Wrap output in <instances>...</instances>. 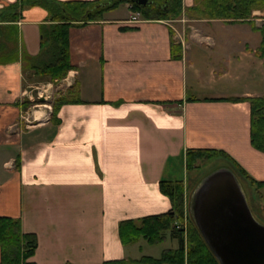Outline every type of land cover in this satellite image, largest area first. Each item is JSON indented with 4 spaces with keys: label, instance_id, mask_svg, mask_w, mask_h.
Listing matches in <instances>:
<instances>
[{
    "label": "crops",
    "instance_id": "crops-1",
    "mask_svg": "<svg viewBox=\"0 0 264 264\" xmlns=\"http://www.w3.org/2000/svg\"><path fill=\"white\" fill-rule=\"evenodd\" d=\"M15 1L0 0V8ZM195 3L182 0L184 9ZM252 14L259 26L263 13ZM52 23L46 9L23 8L15 22L17 60L0 63V216L19 218L22 231L35 234L29 264L158 257L143 240L122 245L118 224L171 208L159 182L184 180L188 150L237 162L263 182L264 202V152L250 144L249 102L237 99L264 94L261 37L249 23L184 13L146 20L122 4L100 21L70 27L72 69L60 81L76 83L81 102L61 105L57 123L51 107L27 112L21 105L30 91L22 64L39 53ZM29 116L35 123L26 124Z\"/></svg>",
    "mask_w": 264,
    "mask_h": 264
},
{
    "label": "trees",
    "instance_id": "trees-1",
    "mask_svg": "<svg viewBox=\"0 0 264 264\" xmlns=\"http://www.w3.org/2000/svg\"><path fill=\"white\" fill-rule=\"evenodd\" d=\"M128 4L132 12H137L146 20H175L184 13L188 19H220L225 22H247L261 37L257 48L258 56L264 64V0H196L193 6L183 8L182 0H147L138 4L134 0H16L0 8V63L17 60L15 22L21 18V10L38 6L47 10L52 25L42 35L39 53L22 64L24 87L31 76L53 81L64 79L72 69L69 56L68 30L72 26H83L88 22L100 21L105 14ZM263 13L258 26L253 11ZM170 34L173 32L170 29ZM173 59H179L181 52L173 39L170 40ZM23 61V60H22ZM250 105L249 138L251 146L264 152V94L262 96L237 98ZM188 100L196 101V97ZM81 102L76 83L66 87L63 94L51 104L50 121L57 123L58 110L65 103ZM25 108L28 101L21 102ZM206 150H188L186 168L190 169L203 157L211 156ZM231 169L244 179L261 197L263 182L252 178L237 162L231 160ZM159 189L166 195L171 208L160 214L137 219H124L118 224V235L122 245H131L143 240L150 245L160 244L167 238H175L176 248L164 249L160 256L141 255L136 261L145 264H219L201 233L194 224L186 206L184 180H161ZM257 219V218H256ZM185 223L186 227H183ZM38 241L33 233H24L19 218L0 216V264H29Z\"/></svg>",
    "mask_w": 264,
    "mask_h": 264
},
{
    "label": "water",
    "instance_id": "water-1",
    "mask_svg": "<svg viewBox=\"0 0 264 264\" xmlns=\"http://www.w3.org/2000/svg\"><path fill=\"white\" fill-rule=\"evenodd\" d=\"M188 211L219 264H264V224L229 166L200 179L189 194Z\"/></svg>",
    "mask_w": 264,
    "mask_h": 264
},
{
    "label": "rangeland",
    "instance_id": "rangeland-1",
    "mask_svg": "<svg viewBox=\"0 0 264 264\" xmlns=\"http://www.w3.org/2000/svg\"><path fill=\"white\" fill-rule=\"evenodd\" d=\"M43 79L37 76H31L30 80H28L27 82L30 86L33 87V88L28 89V90H31L27 92V95L29 97H24L22 100V102L28 101V105L24 109V110H27V112H30L35 109H39L40 107L41 108H45L47 106L51 107V104L54 101V99L58 97L59 95L63 94V92L65 91L67 87L66 84H63V82L58 79L53 80V81H47ZM48 83H51V85L49 86ZM35 87H39L40 91L48 89L46 94L50 93V96L46 99L42 98V97H45L44 96L45 92H44L42 94L43 96L38 97L37 93L35 92L37 91L35 90ZM32 96H33V100L31 99ZM37 116H38V119H40L43 116V111H38ZM33 123H35L33 120V117L29 116V118H27L26 124L31 125ZM228 166L230 167V164H227L225 161L221 159H216L209 155L207 157L198 159L195 162L196 169L193 168L194 167L193 165L190 169H188V171L186 172V175H184L183 177L185 183L188 186L190 193H192L194 187L200 181V179L206 176L208 173L214 171L217 168L228 167ZM238 179L245 192L246 199L252 210V213L255 214L257 219L262 224H264V202L262 200L263 196L261 197L256 196L255 191L248 185V183L244 179L240 177H238ZM185 189H186V186H185ZM261 195H262V192H261ZM183 227H186L185 223L183 224ZM144 245H146L145 247L147 248V252H149V254H152L154 256H160L163 249L176 248L178 245V242L175 238L173 239L169 237L166 239L164 243H160L156 245H150V244L145 243Z\"/></svg>",
    "mask_w": 264,
    "mask_h": 264
},
{
    "label": "built area",
    "instance_id": "built-area-1",
    "mask_svg": "<svg viewBox=\"0 0 264 264\" xmlns=\"http://www.w3.org/2000/svg\"><path fill=\"white\" fill-rule=\"evenodd\" d=\"M49 84V86L51 85V83H48ZM29 88H33L32 86H29ZM35 90H37V91H35L36 93H37V96L39 97V96H43L42 94L45 92V97H42V98H48L49 96H50V93H48V94H46V92H47V90L48 89H45V90H43V91H40L39 90V87H35ZM31 91V90H30ZM33 91V90H32ZM27 90H25L24 92H23V97H29L28 95H27ZM41 98V97H40ZM31 99L33 100V96L31 97ZM23 100V99H22ZM22 102V101H21Z\"/></svg>",
    "mask_w": 264,
    "mask_h": 264
}]
</instances>
